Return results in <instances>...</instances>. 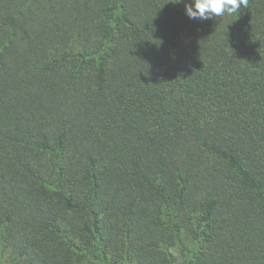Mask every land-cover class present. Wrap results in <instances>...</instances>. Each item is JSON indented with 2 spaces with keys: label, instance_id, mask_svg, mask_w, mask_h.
Returning a JSON list of instances; mask_svg holds the SVG:
<instances>
[{
  "label": "trees",
  "instance_id": "obj_1",
  "mask_svg": "<svg viewBox=\"0 0 264 264\" xmlns=\"http://www.w3.org/2000/svg\"><path fill=\"white\" fill-rule=\"evenodd\" d=\"M186 2L0 0L1 264H264V0Z\"/></svg>",
  "mask_w": 264,
  "mask_h": 264
},
{
  "label": "clouds",
  "instance_id": "obj_2",
  "mask_svg": "<svg viewBox=\"0 0 264 264\" xmlns=\"http://www.w3.org/2000/svg\"><path fill=\"white\" fill-rule=\"evenodd\" d=\"M247 6L248 0H187L185 14L193 20H211L225 14L234 15L241 7Z\"/></svg>",
  "mask_w": 264,
  "mask_h": 264
},
{
  "label": "rangeland",
  "instance_id": "obj_3",
  "mask_svg": "<svg viewBox=\"0 0 264 264\" xmlns=\"http://www.w3.org/2000/svg\"><path fill=\"white\" fill-rule=\"evenodd\" d=\"M173 249H174V252H175V253L179 254V250H180V249H179L178 246H177V247H174ZM1 250H2V249H1V247H0V253H1ZM0 264H1V263H0Z\"/></svg>",
  "mask_w": 264,
  "mask_h": 264
}]
</instances>
